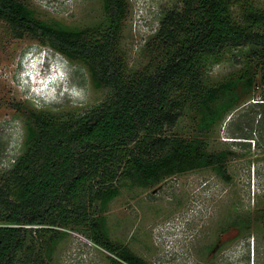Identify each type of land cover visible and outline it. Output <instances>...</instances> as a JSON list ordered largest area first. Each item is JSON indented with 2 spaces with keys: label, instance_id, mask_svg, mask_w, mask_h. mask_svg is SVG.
<instances>
[{
  "label": "trees",
  "instance_id": "trees-1",
  "mask_svg": "<svg viewBox=\"0 0 264 264\" xmlns=\"http://www.w3.org/2000/svg\"><path fill=\"white\" fill-rule=\"evenodd\" d=\"M106 2L108 26L95 40L89 31L36 19L22 0H0V21L16 38L31 35L87 61L111 92L78 116L28 111L27 148L0 180V264H49L68 231L88 234L117 255L116 264H147L112 243L104 216L109 203L126 186L149 188L193 170H225L228 153L208 151L207 132L241 95L264 85V9L247 0H183L181 10L161 20L163 62L139 74L129 73L119 55L128 3ZM240 47L250 48L246 73L207 86L203 57ZM187 108L201 114L196 135L168 134Z\"/></svg>",
  "mask_w": 264,
  "mask_h": 264
},
{
  "label": "rangeland",
  "instance_id": "rangeland-1",
  "mask_svg": "<svg viewBox=\"0 0 264 264\" xmlns=\"http://www.w3.org/2000/svg\"><path fill=\"white\" fill-rule=\"evenodd\" d=\"M22 1L36 19L89 31L95 40L108 26L106 0ZM126 1L119 55L131 74L153 71L164 60L157 43L161 20L181 10L183 0ZM247 1L264 9V0ZM234 12L242 22L241 9ZM249 54V47H240L203 57L206 85L243 76ZM92 69L31 35L16 38L0 21V180L27 148L28 111L73 117L110 97ZM200 120L196 109L187 108L168 134L193 137ZM205 139L208 151L228 153L225 170L203 168L149 188L123 187L104 212L113 244L147 264H264V85L258 82L241 95ZM89 237L68 231L49 264H116L117 255Z\"/></svg>",
  "mask_w": 264,
  "mask_h": 264
}]
</instances>
